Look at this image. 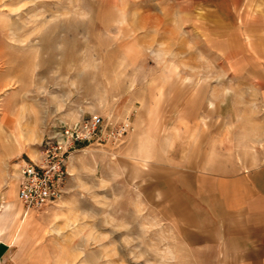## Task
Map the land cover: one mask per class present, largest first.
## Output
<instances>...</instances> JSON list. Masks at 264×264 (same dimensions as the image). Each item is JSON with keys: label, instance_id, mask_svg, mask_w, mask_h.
<instances>
[{"label": "rangeland", "instance_id": "374dc122", "mask_svg": "<svg viewBox=\"0 0 264 264\" xmlns=\"http://www.w3.org/2000/svg\"><path fill=\"white\" fill-rule=\"evenodd\" d=\"M230 9L226 0H0V264H220L174 170L215 120L243 142L252 116H264L251 90L263 85L264 58ZM93 117L104 134L69 160L62 198L26 212L21 165Z\"/></svg>", "mask_w": 264, "mask_h": 264}, {"label": "crops", "instance_id": "0c3cea01", "mask_svg": "<svg viewBox=\"0 0 264 264\" xmlns=\"http://www.w3.org/2000/svg\"><path fill=\"white\" fill-rule=\"evenodd\" d=\"M226 1L259 52L255 57L264 58V0ZM251 90L253 107H264V82ZM252 122L251 136L240 142L215 120L205 141L191 144L184 168L174 170L192 226L205 244L220 246V264H264V116L255 114Z\"/></svg>", "mask_w": 264, "mask_h": 264}, {"label": "built area", "instance_id": "2783aa9c", "mask_svg": "<svg viewBox=\"0 0 264 264\" xmlns=\"http://www.w3.org/2000/svg\"><path fill=\"white\" fill-rule=\"evenodd\" d=\"M128 127L129 124H125L116 134L123 135ZM104 131L105 120L101 117L64 126L47 139L40 159L21 165L18 200L26 212L42 209L62 198L68 178L67 164L72 155L82 144L100 140Z\"/></svg>", "mask_w": 264, "mask_h": 264}, {"label": "bare ground", "instance_id": "6f19581e", "mask_svg": "<svg viewBox=\"0 0 264 264\" xmlns=\"http://www.w3.org/2000/svg\"><path fill=\"white\" fill-rule=\"evenodd\" d=\"M72 157H73V155H72ZM72 157H71V159H72ZM32 211V210H31ZM31 211H29L28 213H30Z\"/></svg>", "mask_w": 264, "mask_h": 264}]
</instances>
